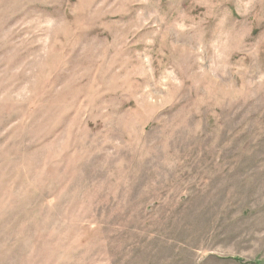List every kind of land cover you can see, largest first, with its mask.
<instances>
[{
    "label": "rangeland",
    "instance_id": "1",
    "mask_svg": "<svg viewBox=\"0 0 264 264\" xmlns=\"http://www.w3.org/2000/svg\"><path fill=\"white\" fill-rule=\"evenodd\" d=\"M0 264H264V0H0Z\"/></svg>",
    "mask_w": 264,
    "mask_h": 264
}]
</instances>
